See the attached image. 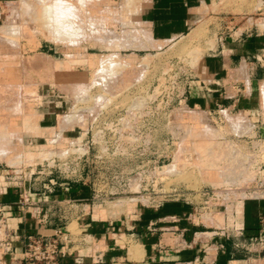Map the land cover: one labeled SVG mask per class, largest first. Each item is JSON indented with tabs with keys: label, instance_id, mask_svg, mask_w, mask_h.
<instances>
[{
	"label": "rangeland",
	"instance_id": "1",
	"mask_svg": "<svg viewBox=\"0 0 264 264\" xmlns=\"http://www.w3.org/2000/svg\"><path fill=\"white\" fill-rule=\"evenodd\" d=\"M25 1L32 0L0 7V43H18L0 44V87L19 88L11 90L22 113L11 116L9 105L0 104L2 132L9 134L0 186L89 187L91 231L102 230L105 239L144 226L139 216L147 210L173 213L181 203L192 209L194 224L225 233L236 225L228 205L264 198V82L254 89L260 108L248 113L204 109L200 101L216 81L212 75L224 79L219 53H240L228 45L248 35L264 37V0H189L185 30L172 36L147 27L151 0H89L83 19L95 27L85 26L74 47L43 36L39 22L24 26L33 16ZM254 56L251 63L257 58L264 68V58ZM99 58L107 62L99 65ZM108 64L115 76L102 72ZM244 69H233L241 81ZM237 116L251 124L239 136L230 128ZM203 126L219 138L203 135ZM79 225L65 230L78 235ZM196 232L195 242H203L204 231ZM118 242L129 247L130 259L132 252L143 258L131 239Z\"/></svg>",
	"mask_w": 264,
	"mask_h": 264
},
{
	"label": "crops",
	"instance_id": "2",
	"mask_svg": "<svg viewBox=\"0 0 264 264\" xmlns=\"http://www.w3.org/2000/svg\"><path fill=\"white\" fill-rule=\"evenodd\" d=\"M11 1L0 0V7ZM187 3L189 0H151L144 13L147 27L156 36L183 32L190 14L185 8ZM262 46L264 37L255 38L251 34L228 45L232 49L241 48L240 53H219L215 61L224 69V79L220 82L221 77L211 76L216 81L210 92L200 98L204 109L248 113L260 108L259 101L255 104L254 89L258 91L264 82V68L257 58L255 64L251 59H255L254 53L264 58ZM245 67L247 74L241 81L233 69ZM89 197L87 186H0V211L8 217V226L12 225V234L0 238V264L21 258L28 236L53 237L57 230L62 232L61 264H264V198H244L228 205L231 219L228 221L236 225L225 233L194 224L192 209L181 203L173 213L163 206L158 213L147 210L145 216H139L144 219V226L128 235L119 231L112 240L101 237L102 230L91 231ZM72 222L80 224L78 235L65 230ZM198 229L204 231L200 233L203 242H195ZM126 239L132 240L142 259L133 252L129 258V247L124 248L118 242ZM90 240H96L98 247L91 248Z\"/></svg>",
	"mask_w": 264,
	"mask_h": 264
},
{
	"label": "bare ground",
	"instance_id": "3",
	"mask_svg": "<svg viewBox=\"0 0 264 264\" xmlns=\"http://www.w3.org/2000/svg\"><path fill=\"white\" fill-rule=\"evenodd\" d=\"M93 2V1H92ZM92 2H90V3H92ZM89 3V4H90ZM22 4V3H21ZM37 5H39L40 6V0H32V1H25L24 3H23V6H24V9L26 10V12L28 13L29 11H31L32 13H33V16H31V18H29L28 19V21H26L27 20V18H26V20L25 19H23L24 20V26H26V25H30V24H37L38 22H39V28H40V30L44 33L43 34V36H45V37H49L50 39H52V36L50 35V33H49V31H48V29L45 27V21H44V19L42 18V15H41V8H38V6ZM20 6H22V5H20ZM126 8H128V5L126 6ZM23 11V10H22ZM21 11V12H22ZM23 13V12H22ZM26 13V14H27ZM138 15V14H137ZM25 17V16H24ZM29 17V16H28ZM23 18V17H22ZM22 20V21H23ZM86 21V20H85ZM261 26H263V25H261ZM14 27V26H13ZM19 28H14V32L15 33H17ZM126 29V28H125ZM143 29V28H142ZM20 30V29H19ZM127 31V30H126ZM143 33V32H142ZM16 41V40H15ZM5 43V44H4ZM1 46H3V45H5V46H9V47H11V46H14L15 44H18L17 42H14V41H12V40H6V39H2L1 40ZM65 46V45H64ZM66 48V47H65ZM12 49V48H11ZM106 58V57H105ZM104 58V59H105ZM104 59H98V61H97V63H99V65H101V64H103V63H105V62H107L106 60H104ZM107 59V58H106ZM110 60V59H109ZM109 63H110V61H109ZM112 64V63H111ZM114 65L115 64H118L117 62H114L113 63ZM105 65V64H104ZM109 65V68H106L105 66H103L102 68H101V70H102V72H104V74H106V75H110V72H111V67H110V64H108ZM117 66V65H116ZM118 66H121L120 64L118 65ZM117 66V67H118ZM105 67V68H104ZM111 68V69H110ZM114 68V67H113ZM119 68V67H118ZM116 68H114V70H115ZM113 70V71H114ZM246 69H244V71H245ZM112 71V72H113ZM101 72V73H102ZM115 72H117V71H115ZM113 74H114V72H113ZM117 74H118V72H117ZM101 75H103V74H100V76ZM99 76V75H98ZM112 76H115V74L114 75H110L109 77H112ZM104 79H105V76H102ZM103 80V79H102ZM3 84V83H2ZM75 86V85H74ZM81 86V85H80ZM92 86V85H91ZM105 86V85H104ZM103 86V87H104ZM109 86V85H108ZM69 87V86H68ZM83 87H84V85H83ZM11 88H13V89H16L15 87H13V86H7V85H3V86H1L0 87V104H2V103H4V104H7V105H9L8 106V112L11 114V116L13 115V116H15L16 115V113H20L21 112V107H20V105H19V103H18V97H19V93L16 91L17 89H19L18 87H17V89L14 91V90H11ZM71 88V87H70ZM86 88V87H85ZM89 88H90V86H89ZM87 89V88H86ZM263 89H264V86H263ZM75 90V89H74ZM19 91V90H18ZM70 91V90H69ZM87 93V92H86ZM262 94H263V104H264V91H262ZM89 96V95H88ZM96 96V95H95ZM100 96V95H99ZM103 98V97H102ZM92 101V100H91ZM109 103V102H108ZM74 104V103H73ZM100 104V103H99ZM135 105V104H134ZM108 106V105H107ZM101 107V106H100ZM106 107V106H105ZM104 107V108H105ZM97 108V107H96ZM102 108V107H101ZM94 109V108H93ZM131 109V108H130ZM98 110V109H97ZM100 110V109H99ZM96 111V110H95ZM92 113V112H91ZM178 113H180V112H178ZM195 113V115L196 114H198V113H196V112H194ZM194 113H193V116H194ZM10 114H6L7 115V117H8V115L10 116ZM21 115H22V113H20ZM19 114V115H20ZM175 115V114H174ZM17 116V115H16ZM79 116V115H78ZM192 116V115H191ZM241 116V115H240ZM239 116V117H240ZM238 116H237V120L236 119H234L233 117V119L231 118V117H228V119L229 118H231V121H230V124H231V128H232V132H233V134H235V135H242L243 134V128L246 126V128L245 129H248L250 126H251V124H249V123H247V120L245 119V118H239ZM245 117V116H244ZM4 119V115L3 116H1L0 115V135H3L2 137L3 138H5L4 140L1 138L0 139V157H1V160H2V156H5L4 155V153L6 152V147H8V144H7V146L5 147V144L7 143V138H6V135H7V137H8V135L9 134H7V132H2L3 131V129H2V127H3V125L4 124H2V120ZM74 119V118H73ZM72 119V120H73ZM63 120H65V121H67V123H68V120H69V117H67V116H65L64 118H63ZM71 120V121H72ZM176 120V119H175ZM177 120H178V118H177ZM176 120V121H177ZM230 120V119H229ZM77 121V120H76ZM70 122V121H69ZM243 122H245V124L243 123ZM66 123V122H65ZM73 124V123H72ZM205 125V124H204ZM68 127V126H67ZM248 127V128H247ZM4 128V127H3ZM205 127L203 126L202 127V130L204 129ZM207 128H208V126H207ZM207 128H205V130H203V131H205V132H207V134L205 133V134H203V135H209L210 136V134H208L210 131V129H211V127H209L210 129L208 130ZM241 129H243V130H241ZM209 132H208V131ZM5 131V130H4ZM215 131V130H214ZM211 132H212V129H211ZM210 132V133H211ZM218 132V131H217ZM217 132H215L214 134L215 135H217ZM9 133V132H8ZM213 133V132H212ZM211 133V134H212ZM219 133V132H218ZM219 135V134H218ZM5 136V137H4ZM208 136V137H209ZM220 136V135H219ZM210 137H212V139L215 137V138H219L218 136L216 137V136H210ZM62 138V137H61ZM214 138V139H215ZM221 138V137H220ZM208 139H211V138H208ZM9 140V139H8ZM211 141V140H210ZM227 144V143H226ZM226 144H224V145H226ZM223 145V147H225ZM230 145V144H229ZM228 146V145H227ZM225 147V148H228V147ZM230 147L233 149V150H231V151H233V153H234V150H235V148L233 147V146H231L230 145ZM207 148V147H206ZM229 149V148H228ZM7 150H9V149H7ZM9 152V151H8ZM7 153V152H6ZM5 153V154H6ZM4 159H5V157H3ZM19 160V159H18ZM170 170V169H169ZM234 194V193H233ZM206 218H207V216H206ZM206 218H204V219H206ZM209 218V217H208ZM210 219V218H209ZM207 222V221H206ZM211 223H213V221H211Z\"/></svg>",
	"mask_w": 264,
	"mask_h": 264
},
{
	"label": "clouds",
	"instance_id": "4",
	"mask_svg": "<svg viewBox=\"0 0 264 264\" xmlns=\"http://www.w3.org/2000/svg\"><path fill=\"white\" fill-rule=\"evenodd\" d=\"M89 0H40L41 15L53 41L74 47L85 36V26L95 27L91 19L85 21ZM264 91V89H262Z\"/></svg>",
	"mask_w": 264,
	"mask_h": 264
},
{
	"label": "built area",
	"instance_id": "5",
	"mask_svg": "<svg viewBox=\"0 0 264 264\" xmlns=\"http://www.w3.org/2000/svg\"><path fill=\"white\" fill-rule=\"evenodd\" d=\"M218 111L222 112L224 109L221 108ZM7 218L4 214L0 215L3 236L9 237L12 234V228L8 226ZM60 236H62L61 230H57L53 237L28 236L22 257L12 258L9 264H61Z\"/></svg>",
	"mask_w": 264,
	"mask_h": 264
}]
</instances>
